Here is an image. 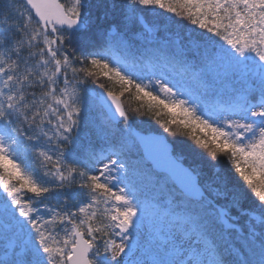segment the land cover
<instances>
[{"label":"snow or ice","instance_id":"snow-or-ice-1","mask_svg":"<svg viewBox=\"0 0 264 264\" xmlns=\"http://www.w3.org/2000/svg\"><path fill=\"white\" fill-rule=\"evenodd\" d=\"M95 7L0 0V264H264V0Z\"/></svg>","mask_w":264,"mask_h":264},{"label":"trees","instance_id":"trees-1","mask_svg":"<svg viewBox=\"0 0 264 264\" xmlns=\"http://www.w3.org/2000/svg\"><path fill=\"white\" fill-rule=\"evenodd\" d=\"M61 2L67 3V0H61ZM108 2L111 3V0H108ZM120 2H121V0H116V3H120ZM89 3L92 5L91 13H92L93 20H95V17L98 15V10L95 7L97 0H89ZM162 12H163V10H160V9L145 10L143 13V16L147 21L151 22L154 19H156V13H162ZM164 15L170 16L171 14L164 13ZM111 19L112 18L109 17L108 21H100V22H98V25L94 24L91 31L86 34V38L81 40V43H86L87 40H93V41L98 40L99 36L97 35V33H98L99 29L107 27V24L111 22ZM189 27H190V25H189ZM129 35L131 36V33ZM134 45H135V48H138L140 51H144L146 49L145 48L146 44L141 43V39L135 40ZM149 45H151V44H149ZM151 46H153V45H151ZM152 48H154V47H152ZM101 83H104L106 85V87L111 86L110 83L106 80H102ZM125 101H126V107H127L129 104V98L126 97ZM132 106L134 107L136 105L132 104ZM133 119L138 121V122L139 121H145V124L138 127V129L141 131H144V132H151L152 131V132L164 133L163 129L160 127V125L157 124L154 119H151L148 116H133ZM84 131L87 132V131H89V129L85 128ZM164 134L168 137L170 142H172L173 140H184L186 143H191V141H188L185 137H172L168 133H164ZM171 138H173V139L171 140ZM221 162H222L223 167L230 168V165L227 164V162L225 161V159L223 157H221ZM185 163H186V165L191 164L193 167H195L199 163V161L189 158L188 160L185 161ZM37 175H39L38 172H37ZM81 194L83 196V193H81ZM81 194H80V196H81ZM250 202H255V198L249 192L248 199L244 201L243 207L248 208Z\"/></svg>","mask_w":264,"mask_h":264},{"label":"rangeland","instance_id":"rangeland-1","mask_svg":"<svg viewBox=\"0 0 264 264\" xmlns=\"http://www.w3.org/2000/svg\"><path fill=\"white\" fill-rule=\"evenodd\" d=\"M69 2V0H67V3ZM145 40L141 39V43H144L146 44L145 45V48L148 49V50H151L152 47H155V45L151 46L149 45L146 41L144 42ZM240 84L239 83H234L232 80H229V79H224V78H220L216 81L214 87L215 89L217 90L218 93H223V96L226 98L227 95L231 92V90L233 88H240ZM221 97L219 95H216V96H212L209 98V102L210 104L212 105H217L218 102L220 101ZM167 137V136H166ZM168 139V137H167ZM173 138H171L172 140ZM169 140V139H168ZM147 194L151 195L152 194V190L151 189H148L147 191ZM80 199L83 198L82 194L80 197H78ZM53 203H55V201H53ZM2 254V253H0ZM250 258L251 260L253 261V264H258L260 258H261V255H260V252L259 250H256L254 252H252L250 254Z\"/></svg>","mask_w":264,"mask_h":264},{"label":"water","instance_id":"water-1","mask_svg":"<svg viewBox=\"0 0 264 264\" xmlns=\"http://www.w3.org/2000/svg\"><path fill=\"white\" fill-rule=\"evenodd\" d=\"M144 17V16H143ZM137 131L141 134V135H149V134H152V135H160V134H162L166 139H167V137H166V135L164 134V133H158V132H144V131H141V130H139L138 128H137ZM168 140V139H167ZM169 141V140H168ZM170 142V141H169ZM171 143V142H170Z\"/></svg>","mask_w":264,"mask_h":264}]
</instances>
